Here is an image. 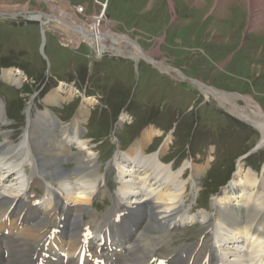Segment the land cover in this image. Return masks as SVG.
I'll list each match as a JSON object with an SVG mask.
<instances>
[{"label":"rangeland","instance_id":"374dc122","mask_svg":"<svg viewBox=\"0 0 264 264\" xmlns=\"http://www.w3.org/2000/svg\"><path fill=\"white\" fill-rule=\"evenodd\" d=\"M260 1L256 0L255 4L264 8V0ZM250 2L0 0V101L8 120L4 130L9 133L11 141L19 143L27 129L28 115L34 118L36 112L39 114L48 107L62 124H70L79 115L84 101L90 102L86 105L89 116L82 125L86 146L81 157L94 156L99 172L106 174V179L99 182V188L105 192L103 195L92 197L91 203L75 204L90 210L88 214L82 213L83 223L91 221V213L95 210L99 215L108 211L102 215V221L106 220L107 224L116 221L113 215L116 206L112 198L119 187L114 163L117 152L128 151L149 131L154 135L146 148L148 155L163 148L169 140L162 163L176 171L188 161L205 171L195 181L201 185L197 193L193 190L195 183L189 171L183 176L188 184L183 194V218L188 222L197 220L198 223L187 224L182 232H171L173 247H169L174 249L196 242L205 227L210 226L202 227L203 223L214 222L211 202L237 175L239 161L242 171L250 173L255 180L261 181L264 177V143L258 130L227 113L215 96L207 94L203 88L215 93L250 97L264 113V12L262 14L260 7L253 8L251 5L254 3ZM103 6L105 9L102 10ZM22 7L26 10L22 11ZM62 10L80 23L100 17L103 29L128 36L154 62L163 64L171 72H161L141 57L133 61L107 53L98 59L86 44L78 47L65 45L61 42L64 39L62 32L53 26L42 32L40 23L30 19L31 14L38 13L58 16V11ZM11 11L13 15H10ZM252 12L260 17L259 22L257 17L254 22ZM3 69L19 73L21 84L16 86L2 80ZM55 90L59 91L61 98L69 99L59 105H46L45 99ZM243 101L239 97L236 100L241 107L245 106ZM46 121L41 123L46 125ZM53 133L60 134L54 128L51 132H38L34 125L28 139L30 155L38 150V142L52 150L48 142ZM52 151L58 153L54 149ZM77 151L76 147L72 148V152ZM73 160L61 156L60 162L69 170L75 166ZM23 170L28 175L32 167L26 165ZM43 170L37 163V171L43 173ZM106 183L110 197L104 189L103 184L106 186ZM55 187L60 198L69 200V206L74 205L71 200L75 195L70 196L61 187ZM33 188V194L42 195L39 185ZM254 198L261 199V204H264V193L256 192ZM56 208L60 209L59 206ZM16 211L15 220L24 222L26 228L36 224L37 215H33L30 205L20 206ZM201 213L208 215V221L200 217ZM64 215L60 219L57 215L51 216L38 224L46 228L45 232H50L65 220ZM259 217H264V210ZM215 225L212 228H216ZM83 226L86 225L81 224V228ZM115 226V235L121 240L124 226L114 224L112 229ZM226 229L223 227L222 230ZM146 233L144 242L150 244V237L162 235V229L153 226ZM45 243L46 240H40L30 244V250L23 251L18 261L27 264L29 255L38 254ZM155 245L153 247L158 246ZM135 255L141 256L129 253V259L140 263Z\"/></svg>","mask_w":264,"mask_h":264},{"label":"bare ground","instance_id":"6f19581e","mask_svg":"<svg viewBox=\"0 0 264 264\" xmlns=\"http://www.w3.org/2000/svg\"><path fill=\"white\" fill-rule=\"evenodd\" d=\"M255 1L251 0L254 3L251 5L253 8L257 6ZM258 7L262 8L263 14L264 8L262 5H258ZM103 9H105L104 6ZM21 10L25 11L26 9L24 10L22 7ZM12 12L10 15L14 14ZM252 14L254 20L257 15L253 12ZM259 18L257 17V21ZM30 19L40 23L42 32L48 30L49 26H53L54 29L62 32V35H64L62 38L64 39L61 42L65 45L68 43V45L72 44L71 46L78 47L80 44H86L93 50L98 59L107 53L115 55L114 57H127L133 61L141 57L153 66L158 67L161 72H171L163 64L154 62L128 36L116 35L110 30L103 29L100 17H93L88 23H80L74 16L62 10L58 11V16L52 14L46 16L38 13L36 15L31 14ZM107 40L109 43H106ZM1 78L12 85L21 84V75L10 70L3 69ZM203 88H205L207 94L211 93L215 96L219 106L227 113L255 126L262 143H264V113L252 98L238 96L245 102V106L241 107L236 102L238 97L215 93L213 90L206 89V87ZM68 99L69 97L61 98L59 91L55 90L45 99V104L59 105ZM88 103L90 104L88 100L84 101L79 115L75 116L70 124H62L48 107L44 108V111L39 114L36 112L34 118L28 115L27 129L21 136L19 143H14L10 140L9 133L4 130L8 120L3 103L0 101V243L4 242L8 254L5 263L4 258L0 255V264H6L7 262L9 264H26L22 260L18 261V258L22 256V252L26 249L30 250V244L47 240V237L48 239L52 237L49 243L52 248L65 246L68 249L67 252L73 254V252L82 248L83 236H87L90 231L103 240V247H107V237L110 235L111 244L123 247V256L126 253L141 254V256L135 255V257L141 260L142 264H148L151 259L152 261L160 260V257L170 258L174 264H223L215 255L222 257L228 263L246 264L247 259H251V257H258V259L263 257L264 217L259 216L264 210V204H261V199L256 200L254 194L256 192L264 193V177L261 181L255 180L250 173L242 171L240 161L237 175L232 178L226 186L227 188H222V194L217 196V201L213 200L211 202L213 214L210 215L216 222L217 230H220V226H223L229 231V236L215 234L212 232L210 225L205 227L202 238L194 246H184L176 249L169 247L170 233L181 231L186 224L183 218L182 204L183 194L186 193L188 184L186 180H183V176L189 171L190 177L195 183L196 179L203 175L205 171L193 166L188 161L184 162L182 167L176 171L172 170L173 168L170 165L162 163L161 159L165 154L169 140L164 143L163 148L161 147L157 152L148 155L146 148H148L147 146L154 135L152 131L144 133L140 139L130 146L128 151H119L115 155L114 163L118 170L117 182L119 187L117 192L114 193V197L111 198L116 206L113 211L124 215L120 219V223L123 226L125 225L121 240L115 241V238H113V236H116L117 230V226L112 229L115 223H108L110 227L106 220L102 221L103 216L99 214L92 215L87 231L86 227L81 228L80 217L87 210L85 207L74 205L77 203H90L94 194L103 195L105 193L98 187L103 175L99 172L97 160L91 155H88L87 159L81 157V151L86 146V141L82 138L84 132L82 125L89 116L86 109ZM43 121H46L47 124H42ZM34 125L38 132H51L53 128L60 132V134L53 133L48 142V146L58 153H54L38 142L36 144L39 146L38 150L33 153L34 155H30L28 139L32 134ZM73 147H76L79 151L72 152ZM60 155L64 158H73L74 168L69 170L64 168L63 163L60 162ZM36 158L37 161H34ZM37 163L42 165L43 173L37 171ZM26 165L32 167V171L28 175L24 174L23 171ZM34 185H39L42 191L48 195L40 203L37 201L38 198L30 193ZM55 186L63 188L66 191L65 193L70 196L75 195V198L71 200L73 202L71 204L74 205L68 206L60 201L55 194ZM200 186L198 183L193 184V190L196 193L199 192ZM177 199L180 202L174 203L173 201ZM57 200L60 201L59 204ZM12 205H15V208L8 213ZM28 205L31 206L33 215H37L36 224L31 225L30 228H26L24 222L15 220L16 214H14L20 206ZM57 206L66 213L64 215L65 220H61L60 225L54 228H61L62 231L61 233L57 231V234L52 231L45 232L46 228L38 223H44L45 219L57 215ZM115 213L113 215L116 217L117 214ZM199 215L204 219L208 218L206 214L201 213ZM58 217L60 219L63 215ZM153 226L161 228L164 236H152L150 237L152 243L148 242L150 244H147L143 239L146 237L144 234L152 230ZM72 228L73 234L71 233ZM241 232L244 233L243 237H240ZM74 233L76 234L74 235ZM62 237H65L66 241ZM153 244L158 246L153 247ZM2 246H0V249ZM97 249L98 247L95 249L94 246V256ZM2 250L5 249H1L0 254ZM194 253L196 254L193 256ZM238 255H240V259L235 260ZM32 257L30 254L27 264H31L30 258ZM112 257L115 258V261H112L111 257L101 254L97 257V260L104 261V264H120L125 260L120 254L112 255ZM128 262L130 264L138 263L133 262L131 259ZM141 262L138 264H141ZM152 263L154 264V262ZM255 264H257V261Z\"/></svg>","mask_w":264,"mask_h":264}]
</instances>
